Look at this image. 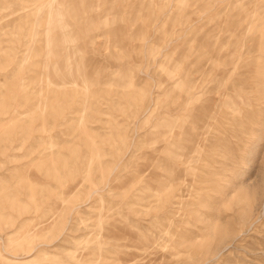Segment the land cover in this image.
Segmentation results:
<instances>
[{
	"label": "rangeland",
	"instance_id": "374dc122",
	"mask_svg": "<svg viewBox=\"0 0 264 264\" xmlns=\"http://www.w3.org/2000/svg\"><path fill=\"white\" fill-rule=\"evenodd\" d=\"M0 264H264V0H0Z\"/></svg>",
	"mask_w": 264,
	"mask_h": 264
}]
</instances>
